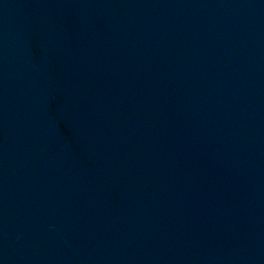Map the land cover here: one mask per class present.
<instances>
[{"label":"water","instance_id":"water-1","mask_svg":"<svg viewBox=\"0 0 264 264\" xmlns=\"http://www.w3.org/2000/svg\"><path fill=\"white\" fill-rule=\"evenodd\" d=\"M0 264H264V0H0Z\"/></svg>","mask_w":264,"mask_h":264}]
</instances>
